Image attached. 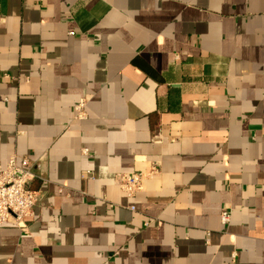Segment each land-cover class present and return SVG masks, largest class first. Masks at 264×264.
I'll list each match as a JSON object with an SVG mask.
<instances>
[{
  "label": "crops",
  "instance_id": "1",
  "mask_svg": "<svg viewBox=\"0 0 264 264\" xmlns=\"http://www.w3.org/2000/svg\"><path fill=\"white\" fill-rule=\"evenodd\" d=\"M14 154L41 200L0 264H264V0H0Z\"/></svg>",
  "mask_w": 264,
  "mask_h": 264
},
{
  "label": "built area",
  "instance_id": "2",
  "mask_svg": "<svg viewBox=\"0 0 264 264\" xmlns=\"http://www.w3.org/2000/svg\"><path fill=\"white\" fill-rule=\"evenodd\" d=\"M85 104L80 102L76 107V116L83 117ZM34 162L29 156L12 155L5 168L0 167V226H21L27 217L32 216L40 202V191L32 188L37 178ZM158 172L154 164L148 172L124 173L117 176V183L129 197L135 196L143 189L144 180ZM134 209V207H132ZM222 221L227 224L231 211L225 208Z\"/></svg>",
  "mask_w": 264,
  "mask_h": 264
}]
</instances>
